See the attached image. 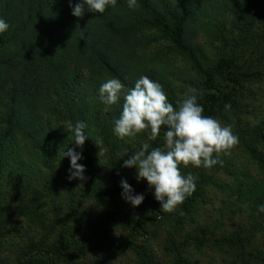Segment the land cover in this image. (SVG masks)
I'll use <instances>...</instances> for the list:
<instances>
[{"label":"rangeland","instance_id":"rangeland-1","mask_svg":"<svg viewBox=\"0 0 264 264\" xmlns=\"http://www.w3.org/2000/svg\"><path fill=\"white\" fill-rule=\"evenodd\" d=\"M241 3L238 0L236 6L232 0H202L194 21L187 26L185 45L200 51L209 64L229 57L234 59L238 72L251 74L264 70V0L259 1L261 11L251 30H246L239 21ZM138 30L141 37L138 53L149 61V70L155 71L152 76L157 79L146 76L162 85L169 102L175 106L186 94H192L191 88L203 93V78L188 53L177 49L159 28L146 26ZM238 80L240 86L232 95L238 109L224 104L213 118L222 125H231L239 142L227 153H220L223 163L211 169L180 165L183 175L191 173L197 177L196 190L172 213L160 211L154 189L147 181L137 182L135 168L123 167L124 159L129 158L128 155L121 158L124 149L131 154L145 142L150 149L163 146L161 134L155 141L147 139L150 129L123 140L116 136L113 146H105L103 142L98 146L94 140L99 138L100 131L91 126L87 140L90 144L77 148L63 123L54 174L33 155L18 154L26 164L31 163L30 169L39 181L12 179L11 172L25 174L17 163L0 177V194L3 196L12 189L19 200L34 199L31 202L35 208L31 207L8 228V243L1 262L21 264V255L28 250L24 245L29 242L43 247L56 245V264H178L174 244L187 264H262L251 256L264 258V211L260 210L264 205V141L259 137L264 135V74ZM216 84L223 93L234 90L222 77L217 76ZM120 102L122 108L123 96ZM225 105L230 107L226 109ZM239 127L248 133L241 134ZM69 148L82 152L83 159L78 163L86 168L84 181L67 179L70 159L61 155ZM113 164L121 180H127L134 194H143L145 199L133 207L122 198L121 191L116 205L118 221L110 223L103 201L97 200L94 192L107 197L112 188ZM27 182L28 187L20 185ZM72 206L83 212L87 225L100 230L102 237L85 236L79 240L72 221ZM236 234L241 235L244 249L221 242ZM81 244L84 255L80 253ZM29 264H48V257L38 256Z\"/></svg>","mask_w":264,"mask_h":264},{"label":"trees","instance_id":"trees-1","mask_svg":"<svg viewBox=\"0 0 264 264\" xmlns=\"http://www.w3.org/2000/svg\"><path fill=\"white\" fill-rule=\"evenodd\" d=\"M201 1L138 0L139 8L133 11L128 9L126 0H118L117 6L105 13L85 11L82 18H77L72 15L70 5L80 0H0V18L10 24L9 30L0 34V177L5 174L4 170L18 163L25 174L11 172L12 179L39 181L31 170V163L26 164L17 156L20 153L33 155L41 166L54 174L62 125L68 120L84 121L87 132L91 126H96L103 144L114 145L113 122L119 117L121 102L111 106L101 103L98 90L110 78H119L128 89L134 87L142 75L157 79L152 76L155 71L149 70V61L139 55L137 49L141 40L138 29L146 26L159 28L177 49L189 54L203 78L204 91L199 93L198 102L203 106L204 115L216 116L224 104L238 109L232 96L240 86L238 78L263 75L264 70L242 74L229 57H222L212 65L200 51L185 45L187 26L194 21ZM232 1L238 6V0ZM241 1L239 21L246 30H251V24L261 11L259 1L263 0ZM217 76L231 83L234 90L223 93L217 87ZM239 129L241 134L248 133L242 127ZM164 130L162 126L161 135ZM259 137L264 141V135ZM89 144L86 140L84 146ZM111 178L112 188L105 199L98 192L94 193L97 200L103 201L110 223H115L118 221L117 198L122 188L121 174L114 164ZM30 182L20 185L28 187ZM11 185L17 187L15 183ZM19 198L12 189L3 196L0 194V259L8 243V228L31 207L35 208L31 202L34 199L25 202L26 197ZM71 212L79 240L85 236L102 237L100 230L87 225L82 211L72 206ZM140 227L143 228V224ZM203 242L199 241L200 245ZM221 242L243 249L246 246L240 234L223 238ZM29 245V242L24 245L28 250L21 255V264H29L38 256L48 257V264H56V245ZM174 245L178 264H187ZM79 249L84 255L82 244ZM251 257L264 264V258ZM3 263L0 260V264Z\"/></svg>","mask_w":264,"mask_h":264},{"label":"clouds","instance_id":"clouds-1","mask_svg":"<svg viewBox=\"0 0 264 264\" xmlns=\"http://www.w3.org/2000/svg\"><path fill=\"white\" fill-rule=\"evenodd\" d=\"M126 3L130 10L139 8L138 0H126ZM117 4L118 0H80L70 7L73 16L82 18L85 11L105 13ZM9 28L10 24L0 18V34ZM98 91L99 100L108 106L119 104L123 96L119 117L113 122V133L119 139L132 138L150 129L147 139L155 141L164 126L162 147L150 149V144L145 142L139 150L129 154L128 149H124L121 155V158L129 156L124 159L123 167L136 169L137 182L147 181L148 186L154 189V198L160 203L162 212L176 211L196 190L197 177L191 173L183 175L180 165L211 169L223 163L219 159L220 153H227L239 142L231 125H222L218 119L203 114L204 109L198 102L199 92L196 88H191L192 94H186L175 106L169 102L162 85L144 75L135 81L131 89L125 90L119 78H110L100 85ZM229 107L225 105L226 109ZM65 123L73 138L72 142L77 148H82L89 139L87 124L81 120L75 123L68 120ZM94 141L98 146L102 144L100 138ZM64 157L70 159L67 179L84 181L86 168L78 163L83 159L82 152L69 148L62 152L61 158ZM120 186L121 196L127 203L133 207L142 204L144 195L134 194L127 180L122 179ZM260 210L264 211V205L260 206Z\"/></svg>","mask_w":264,"mask_h":264}]
</instances>
